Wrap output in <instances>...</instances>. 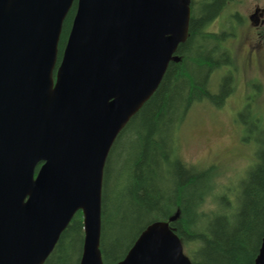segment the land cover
<instances>
[{
    "label": "water",
    "instance_id": "1",
    "mask_svg": "<svg viewBox=\"0 0 264 264\" xmlns=\"http://www.w3.org/2000/svg\"><path fill=\"white\" fill-rule=\"evenodd\" d=\"M190 3L0 0V264H44L79 211L80 264H105V165L119 134L180 62ZM116 264L194 262L170 223L156 221ZM255 264H264V239Z\"/></svg>",
    "mask_w": 264,
    "mask_h": 264
},
{
    "label": "trees",
    "instance_id": "2",
    "mask_svg": "<svg viewBox=\"0 0 264 264\" xmlns=\"http://www.w3.org/2000/svg\"><path fill=\"white\" fill-rule=\"evenodd\" d=\"M75 3L64 22L60 60ZM179 47L180 62L170 64L161 85L116 139L103 179L101 251L105 264L123 260L146 227L167 221L194 264H255L264 239V126L258 129L255 163L234 195L218 197L220 208L202 212L211 190L210 170L186 163L178 149V131L191 109L206 102L222 105L232 94V76L214 90L212 78L231 62L228 36H211L195 19ZM206 36H199L201 33ZM246 117V115H240ZM249 137L246 138V140ZM85 230L81 211L73 217L44 264H80Z\"/></svg>",
    "mask_w": 264,
    "mask_h": 264
},
{
    "label": "rangeland",
    "instance_id": "3",
    "mask_svg": "<svg viewBox=\"0 0 264 264\" xmlns=\"http://www.w3.org/2000/svg\"><path fill=\"white\" fill-rule=\"evenodd\" d=\"M254 1L259 0H242V14L250 11ZM241 27L245 33L246 26H237ZM251 38L228 36L225 44L229 46L233 65L222 67L212 78L214 90L219 93L222 79L230 74L232 94L219 106L209 101L194 106L178 131L181 158L190 165L210 170L213 175L210 193L201 207L207 215L220 208L218 197L224 193L230 195L229 201L234 207L240 181L256 160L255 138L259 130L249 123L260 120L264 126V93L256 97V89L262 88L263 79L256 59L249 66ZM241 114L246 117H240Z\"/></svg>",
    "mask_w": 264,
    "mask_h": 264
},
{
    "label": "flooded vegetation",
    "instance_id": "4",
    "mask_svg": "<svg viewBox=\"0 0 264 264\" xmlns=\"http://www.w3.org/2000/svg\"><path fill=\"white\" fill-rule=\"evenodd\" d=\"M241 4L242 0H191L190 24L193 19L198 22H206L205 32L211 36H252L248 48L249 66L252 67L256 59L259 75L263 79L262 88L256 89L257 97L264 93V0L254 1L246 15L242 14L240 10ZM241 25L246 26L245 33L241 31L242 27L237 28ZM190 26L188 37L190 36ZM234 30L239 31L235 33ZM199 36L206 35L202 32ZM225 43L224 46L229 49ZM232 65L231 58V62L225 67Z\"/></svg>",
    "mask_w": 264,
    "mask_h": 264
}]
</instances>
